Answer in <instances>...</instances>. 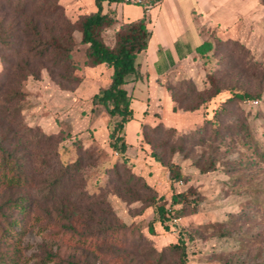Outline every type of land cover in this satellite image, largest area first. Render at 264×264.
<instances>
[{
  "label": "rangeland",
  "instance_id": "374dc122",
  "mask_svg": "<svg viewBox=\"0 0 264 264\" xmlns=\"http://www.w3.org/2000/svg\"><path fill=\"white\" fill-rule=\"evenodd\" d=\"M6 1L0 0L4 5L0 17L11 10ZM59 3L75 27L83 16L96 10L93 0H59ZM125 3L135 2L125 0ZM128 5L124 14L130 17L143 6ZM216 5L221 6L212 10V20H202L196 10L192 11V21L197 22L204 40L215 44L208 57H201L195 50L174 65L168 64L164 75L151 76L147 71L142 72V77L129 80L126 87L135 99L132 104L135 120L125 127L130 143L125 155L110 147L109 115L103 106L93 104V95L111 83L112 69L107 64L96 67L84 64L87 45L81 42L78 29L73 32L76 45L72 51L73 60L79 66L74 71L78 82L59 83L46 68L41 69L39 79L29 76L23 82L27 94L23 121L32 126L36 134L53 136L51 146L34 150L35 165L39 166L41 159L52 162L53 157L73 162L81 156L83 147L87 150L85 156L93 155L80 170L84 180L77 182V191L83 188L101 194L107 200L105 207L114 217L112 222L126 224L128 228L126 237H118L119 234L116 239H96L94 246H80L77 238L52 240L63 257L81 258V264L178 263L180 253L172 251L169 245L178 242L182 232L187 264H264V83L256 77L251 76L249 81L248 77H242L250 90L261 91L262 95L228 106L229 113L224 114L220 125L216 126L224 141L212 139L214 126L205 122L204 108L174 111L175 101L168 90L169 86L191 78L200 91H210L212 86L206 72H218V77L223 79L220 85L226 86L233 83L230 80L240 79L237 73L246 70L249 63L244 64L250 56L264 62V4L260 0H224L223 4ZM156 6L148 8L147 13ZM206 21L214 23L210 25ZM104 34L106 41L112 43L114 31L105 30ZM228 39L240 41L249 52L244 54L245 60L238 68L225 75L228 69L221 61L228 48L234 47L232 43L228 45ZM193 44L189 36L182 42L185 50L193 48ZM2 54L8 55L10 50L5 46L0 48V72L6 66ZM162 61L167 63L165 58ZM226 126L234 130L243 128V138L230 140ZM152 152L158 153L167 165L175 164L180 170L182 178L172 187L168 166L157 161ZM212 161L215 162L213 169L201 170ZM116 164L124 181L131 178V173L138 180L126 185L119 183ZM143 182L148 183L157 196L166 195L163 203L174 215L169 222L170 230L155 220L153 206L144 201L151 193L142 190ZM133 191L139 192L138 200ZM182 191L188 193L190 202L172 204V194ZM181 208V213L175 217ZM151 223L155 233L150 230ZM41 227H30L23 239L24 264H35V255L49 239Z\"/></svg>",
  "mask_w": 264,
  "mask_h": 264
},
{
  "label": "trees",
  "instance_id": "16d2710c",
  "mask_svg": "<svg viewBox=\"0 0 264 264\" xmlns=\"http://www.w3.org/2000/svg\"><path fill=\"white\" fill-rule=\"evenodd\" d=\"M93 1L96 10L83 16L77 27L69 21L59 0H7L6 5L11 7L12 13L9 10L6 16L0 17V48L5 46L10 50V54L1 55L6 66L0 72V264L25 263L23 239L29 228L35 225L42 226L49 237L42 244L40 253L35 255V264H81V258L67 259L55 249L52 240L57 238H77V244L85 247L94 246L93 241L96 239L105 241L114 237L116 239L119 234L118 237L127 236L126 224L112 222L114 217L111 210L105 207L106 198L83 188L80 192L77 191V182L84 180L80 170H83L87 159L92 158L93 154L85 156L87 150L81 147V156L73 162H63L53 157V163L41 159V164L36 166L34 150L41 151L43 147L51 146L53 136L36 134V130L22 118L27 95L23 82L29 76L39 79L41 69L46 68L59 83L64 80L79 81L74 76V71L79 66L75 64L72 55L76 45L73 35L76 28L81 32V42L87 45L84 64L88 67L107 64L112 69L111 83L93 95V104L103 106L109 115L110 147L123 155L127 153L130 143L126 139L125 127L135 120L132 106L135 99L126 85L130 78L142 77L138 57L147 50L152 36L148 27L147 9L162 0H144L140 4L144 7L143 16L122 22L119 27L116 26L119 20L112 4L125 0ZM260 1L264 4V0ZM3 8L4 5L0 3V11ZM105 30L114 31L112 43L106 41ZM226 41L228 45H234L230 50L228 48V53L221 61L228 69L225 75H230L232 69L238 68L241 61L245 60L244 54L249 49L238 40ZM214 49V42L207 39L196 47L201 57H208V52ZM238 51L243 53H237ZM163 53L162 48H159L160 59ZM166 54L169 64L174 65L170 52L166 51ZM249 59L244 64L249 63L246 70L237 73L240 79L230 80L233 83L226 86L220 85L223 79L218 77V72H206L212 86L210 91L206 90L207 93L200 91L191 78L169 86L171 98L175 101L173 110L194 111L204 108L205 122L214 126L212 139L224 141L221 130L216 126L220 125L223 115L229 113L228 106L262 95L261 91L254 92L243 82L242 77H248L249 81L252 76L264 83V62L251 56ZM156 68L159 73L163 71L160 60L156 63ZM162 128L163 125L160 126ZM225 130L232 141L237 140L238 136L243 138V128L234 130L226 126ZM53 153L57 154L56 151ZM152 156L162 165L168 166L171 187L182 178L175 164L167 165L158 153L152 152ZM197 165L201 166L199 163ZM213 166L214 161L201 170L209 171ZM115 171L118 173L119 183L131 184L137 179L131 173V178L124 181L118 165L115 166ZM142 190L151 193L144 201L153 206L155 220L164 229L170 230L169 222L174 215L163 203L166 195L157 196L156 191L146 182H143ZM134 192V197L138 200L140 194ZM181 202H190L188 193H173L172 204ZM181 210L182 208L177 211L175 217ZM150 230L155 233L153 223L150 224ZM169 248L180 253L179 262L172 264H187L188 254L182 232L178 242L170 244Z\"/></svg>",
  "mask_w": 264,
  "mask_h": 264
},
{
  "label": "crops",
  "instance_id": "0c3cea01",
  "mask_svg": "<svg viewBox=\"0 0 264 264\" xmlns=\"http://www.w3.org/2000/svg\"><path fill=\"white\" fill-rule=\"evenodd\" d=\"M223 2L224 0H162L156 7L150 9V15L148 14V27L152 32V36L147 50L139 54L138 57V61L141 64V72L148 71L151 76L164 75L168 69L166 66L169 64L166 51L170 52L175 63L178 62V59L186 58V56L191 55V53L196 50V47L204 42L205 39L201 34V30L198 29L197 22L192 21L194 19L192 11L196 10L197 14L200 15L199 18L202 20H212V10L215 7L221 6L216 5L217 3L223 4ZM128 4L133 5L135 3L119 2L112 4V7L117 11V18L119 20L116 25L117 27H119L122 22L136 20L144 14V7L141 6L139 7V11L132 17L126 16L124 14V8L126 5L129 6ZM202 22L204 23V21ZM206 22H209L210 25L214 23V21ZM188 36L193 40L194 47L192 48V46H190L185 50V45H182V42H184ZM159 48H162L164 52L161 59L164 60L165 58L167 61L166 64H163V61L160 59L158 54ZM159 60L160 65L164 68L161 73H159L156 68V63Z\"/></svg>",
  "mask_w": 264,
  "mask_h": 264
},
{
  "label": "built area",
  "instance_id": "2783aa9c",
  "mask_svg": "<svg viewBox=\"0 0 264 264\" xmlns=\"http://www.w3.org/2000/svg\"><path fill=\"white\" fill-rule=\"evenodd\" d=\"M129 1L135 2L137 4H142L144 2V0H129Z\"/></svg>",
  "mask_w": 264,
  "mask_h": 264
}]
</instances>
